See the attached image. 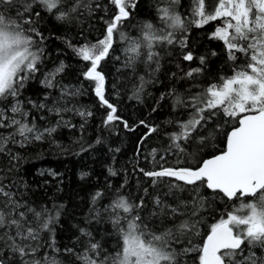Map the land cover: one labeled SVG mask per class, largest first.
I'll list each match as a JSON object with an SVG mask.
<instances>
[{"label":"snow or ice","instance_id":"6c2138e0","mask_svg":"<svg viewBox=\"0 0 264 264\" xmlns=\"http://www.w3.org/2000/svg\"><path fill=\"white\" fill-rule=\"evenodd\" d=\"M109 2L116 11L106 22L103 38L96 43L69 47H73L82 61L88 62L82 75L85 80L93 82L99 105L106 109L103 125L107 127L120 121L127 130L134 131L116 114L117 108L106 99L105 77L98 71L101 61L112 50L114 34L119 32L120 39L127 42L124 51L132 54L127 58L129 67L134 65L141 50L145 48V63L153 61L156 53L152 49L157 43L178 44L182 59L192 61L193 53L183 51L187 47L185 39L176 37L177 31L186 32L188 24L172 8L178 0H165L167 6L158 8L164 28L158 33L151 23H146L142 27L143 36L131 39L120 32L119 28L128 20L130 10L136 6L135 0ZM192 2V23L195 27L220 19L221 26L211 33L210 38L224 43L229 60L235 62L238 54L244 55L246 60L239 70H234L233 75L222 77L220 83H212L187 98L176 96L173 106L185 109L187 119L173 122L177 131L168 134L170 148L183 154L195 147L193 156L202 151L212 136L205 126L218 113L233 122L231 131L226 133V146L219 154L209 158L200 157L194 167L173 168L161 165L160 170L140 169L153 186L162 183L167 185L168 191L164 195H171L175 204L165 203L156 196L153 203L159 212L154 210L152 215L163 216L172 221V226L160 232L153 231L140 215L144 207L143 198L133 204L121 195L104 209L105 212L110 211V221L119 237L114 254H103L102 245L91 239L90 232L81 229V235L89 238L83 251L76 254L73 248L64 250L75 254L80 264H180L181 255L193 252L198 253V264H264V255H258L255 251L260 249L264 252V0H216L212 11L206 10V0ZM82 6L90 9V5L79 3H72L69 7L65 0H0V102H6L0 106V130H8L6 134L0 131V152L5 150L9 142L23 147L26 142L41 141L46 135L51 136L61 124L72 127L63 121V112L74 111L82 118L92 116L90 111L60 107L57 101L48 111L61 116V120L56 126L40 129L34 119L29 122V112L22 107L20 100L26 81L39 71L38 65L43 55L42 49L38 47L33 51L37 46L34 37H39L41 41L44 39L32 26L35 23L32 15L38 18L41 16L36 8L40 7L55 15L57 20H65ZM13 9L15 16L10 14ZM212 54L216 55L215 52ZM199 59L201 64L205 62V57ZM63 69L61 63L46 74L41 81L43 87H56L55 77ZM200 71V68H195L184 75L190 78ZM140 79L141 86L134 88L130 98L140 99L143 77ZM74 94L61 89V96ZM28 103L37 109L46 107L43 103ZM140 124L149 128L148 134L141 138L140 143L143 144L156 128L149 127L144 121H140ZM152 154L155 157V149ZM109 171L116 175L111 169ZM6 187L9 186H0V264H5V259L10 264H59L57 260L49 258L47 252L42 258H37V253L44 246L41 244L40 233L52 231L51 224L59 216L58 209L55 216L47 214L49 210L46 208L38 211L15 199V193L6 191ZM11 187H15V184ZM201 188L210 190L215 198L223 199L226 205L228 202L233 204L226 217L222 214L217 222L212 223L207 235L197 244L194 239L201 235L199 226L203 222L202 212L208 206L200 193ZM185 191L190 192L188 199L176 195L177 192ZM144 192L147 195L148 189L145 188ZM102 196V192H96L92 197L93 203ZM249 197L252 198L250 201L247 199ZM236 201L240 203L236 204ZM177 219L179 223H176ZM185 243L187 246L179 249L174 247ZM47 247L54 252L59 251L54 241Z\"/></svg>","mask_w":264,"mask_h":264},{"label":"trees","instance_id":"16d2710c","mask_svg":"<svg viewBox=\"0 0 264 264\" xmlns=\"http://www.w3.org/2000/svg\"><path fill=\"white\" fill-rule=\"evenodd\" d=\"M212 1L206 0L207 11ZM72 3L90 5V9L82 6L65 20H57L55 15L40 7L36 10L41 12V16L38 18L32 15L35 21L32 26L44 37L42 41L34 37L37 46L33 51L38 47L42 49L43 55L38 65L39 71L26 81L20 100L22 107L29 112V122L34 119L40 129L56 126L61 120V116L48 111L57 101L60 107L90 111L92 116L82 118L74 111L63 112V121L72 127L61 124L51 136L46 135L41 141L26 142L23 147L9 142L5 150L0 152V186L8 185L5 190L15 193V199L38 211L46 208L49 210L47 214L55 216L58 209L59 216L51 224L52 231L40 233L41 244L44 246L37 253V258H42L47 252L49 258L57 260L59 264H80L75 254L64 250L73 248L76 254L83 251L89 238L81 235V229L90 232L91 239L102 245L103 254H114L119 237L110 221V211L105 212L104 209L121 195L133 204L143 198L144 207L140 215L153 231L160 232L172 226V221L163 216L152 215L154 210L159 212L153 203L156 196L165 203L175 204L171 195H164L168 191L167 185L162 183L153 186L140 169L160 170L161 165L173 168L194 167L200 157L209 158L225 148L226 133L231 131L233 122L222 118V113L209 121L210 127L205 126L212 136L195 156L192 155L195 147L183 154L170 148L168 134L177 131L173 122L187 119L186 110L174 107L173 104L177 95L187 98L212 83H220L222 77L233 75L234 70H239L246 60L242 54H238L235 62L229 60L224 43L210 38L211 33L221 26L220 19L197 28L192 23V0H178L172 8L188 27L186 32L177 31L176 37L185 39L187 47L183 51H191L194 59L184 61L178 44L157 43L152 49L156 53L153 61L145 63V48L141 50L134 65L129 67L128 56L124 51L127 42L120 39L119 32L115 33L112 50L101 61L98 71L105 77L106 99L117 108L116 114L135 130H127L120 121L105 127L103 119L106 109L99 105L93 82L85 80L82 75L88 62L82 61L73 47L96 43L102 39L106 22L112 18L116 9L109 0H65L69 7ZM97 4L100 6L96 7ZM135 5L130 10L128 20L120 25V32L131 39H140L143 36L142 27L146 23H151L158 33L164 28L158 8L167 6L165 0H135ZM10 14L15 16V10H11ZM202 56L205 57L203 64L199 59ZM61 63L64 69L55 77L56 87L46 89L41 81ZM195 68L201 71L190 78L184 75ZM141 77L143 91L139 94L140 99L130 98L134 88L141 86ZM62 88L75 94L61 96ZM28 101L43 103L46 107L37 109ZM4 103L0 102V106ZM140 121L156 128L143 144L140 143L141 138L148 134L149 128L140 124ZM0 131L6 134L8 130ZM97 140L100 142L97 143ZM161 156L164 159H160ZM109 169L116 175L110 174ZM12 184L15 187H11ZM145 188L148 189L147 195ZM96 192H102L103 196L94 204L92 197ZM200 193L208 206L202 212L203 222L199 226L201 235L194 239L197 244L202 242L212 223L217 222L222 214L226 217L233 204L228 202L226 205L223 199L215 198L205 188H201ZM176 195L188 199L190 192H177ZM235 203L239 204L240 201ZM176 223H179V219ZM52 241L58 252L47 247ZM183 246L187 244L174 245L177 249ZM255 251L258 255H264L260 249ZM179 261L180 264H198V253L181 255ZM5 264L10 262L5 259Z\"/></svg>","mask_w":264,"mask_h":264},{"label":"rangeland","instance_id":"374dc122","mask_svg":"<svg viewBox=\"0 0 264 264\" xmlns=\"http://www.w3.org/2000/svg\"><path fill=\"white\" fill-rule=\"evenodd\" d=\"M216 4V0H214V1H212L211 3H210V7H208L209 9H208V11H212L213 10V7H214V5ZM127 56H129V55H132L131 53H125Z\"/></svg>","mask_w":264,"mask_h":264},{"label":"water","instance_id":"95a60500","mask_svg":"<svg viewBox=\"0 0 264 264\" xmlns=\"http://www.w3.org/2000/svg\"><path fill=\"white\" fill-rule=\"evenodd\" d=\"M226 140V139H225ZM225 146H226V143H225ZM210 191V190H209ZM249 198H251V197H249ZM252 199V198H251Z\"/></svg>","mask_w":264,"mask_h":264}]
</instances>
